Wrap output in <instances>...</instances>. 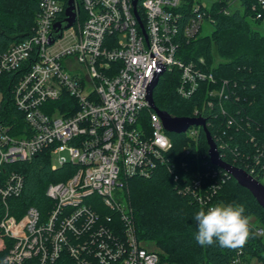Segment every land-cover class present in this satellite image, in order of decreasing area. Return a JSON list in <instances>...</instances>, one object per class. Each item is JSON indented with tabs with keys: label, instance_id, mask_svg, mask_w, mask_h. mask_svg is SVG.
I'll return each instance as SVG.
<instances>
[{
	"label": "built area",
	"instance_id": "2783aa9c",
	"mask_svg": "<svg viewBox=\"0 0 264 264\" xmlns=\"http://www.w3.org/2000/svg\"><path fill=\"white\" fill-rule=\"evenodd\" d=\"M38 5L32 34L0 50V74L17 73L12 99L24 121L22 129L15 118L0 122L3 264L33 259L52 264L63 254L75 264H159L158 252L138 239L132 209L120 192L129 179L151 177L173 147L147 100L155 74L163 68L161 78L178 70L177 93L184 99L193 97L202 81H214L201 69L203 59L185 62L179 56L180 39L202 30L204 13L196 4L184 22L182 0H138L141 27L133 0H80L76 23L49 44L67 5L62 0H38ZM251 10L264 19V0H256ZM227 86L224 81L209 96L229 99ZM206 105L212 107L213 100ZM193 118L204 119L199 110ZM198 129L190 126L185 133L196 139ZM44 151L67 154L57 165L52 162V169L72 164L76 170L48 185L45 194L53 205L46 215L29 207L16 218L9 214L8 199L22 194L24 178L8 166ZM260 170L249 174L264 185ZM181 192L190 193L205 211L214 205L215 187L203 189L200 178ZM250 230L263 234L259 227ZM233 263L244 264L240 256Z\"/></svg>",
	"mask_w": 264,
	"mask_h": 264
},
{
	"label": "trees",
	"instance_id": "16d2710c",
	"mask_svg": "<svg viewBox=\"0 0 264 264\" xmlns=\"http://www.w3.org/2000/svg\"><path fill=\"white\" fill-rule=\"evenodd\" d=\"M67 1L62 0L65 6ZM234 1L212 0L204 4L201 0H182L180 11L185 15L184 22L192 16L193 7L199 4L212 31L208 35H200V31L192 39L181 38L179 56L185 62L199 63L203 59L205 63L201 69L211 74L214 81H202L196 94L184 99L177 93L180 72L167 71L160 78L153 98L156 107L171 117L193 118L194 112L199 110L222 160L250 173L252 168L257 171L264 168V34L258 29L264 25V19H256L251 10L256 0H238L240 7L231 11ZM76 2L79 4L80 0ZM38 10V0H0L1 51L32 34ZM16 79L17 73L0 74V122L7 124L15 118L18 129H22L23 115L17 111L12 99ZM224 81L228 83L229 99L211 98L210 92L219 90ZM209 99L213 100L212 107L206 105ZM18 132L13 134L18 135ZM168 134L173 147L167 155V163L159 166L147 179L127 181L124 195L132 209L138 239L154 245L159 264H234L238 256L244 264L253 258L264 261V240L253 230H250L246 244L238 249L221 248L218 243L202 247L196 242L198 222L194 217L204 209L190 193L181 192L194 180L200 178L203 189L215 187L214 205L242 204L245 215L262 224L264 209L248 189L211 163L202 127H199L196 139L185 132ZM52 162L50 152L44 151L29 162L8 166L24 178L22 194L8 199L10 215L20 218L29 207L46 215L52 208V201L45 194L48 185L65 181L76 170L72 164L52 169ZM214 171L216 176L212 175ZM5 214L4 206L0 204V222ZM249 226L256 227L250 222ZM6 250L0 251V264H3ZM24 264H36V259ZM52 264L75 263L63 254Z\"/></svg>",
	"mask_w": 264,
	"mask_h": 264
},
{
	"label": "water",
	"instance_id": "95a60500",
	"mask_svg": "<svg viewBox=\"0 0 264 264\" xmlns=\"http://www.w3.org/2000/svg\"><path fill=\"white\" fill-rule=\"evenodd\" d=\"M137 5L138 0H133V7H134V14L138 18L137 14ZM77 14H78V6L76 0H68L67 7L65 10V19L61 22H58L54 26V34L50 37L49 44H53V42L62 36L64 30L71 28L77 21ZM140 26L142 27L141 22L139 21ZM164 69H160L152 79L149 88H148V95L147 100L150 107L158 113L159 117L162 120L164 129L168 133H175L180 134L187 131L190 126H199L204 129L206 134L207 142L209 145V158L213 165L219 167L220 169L226 171L230 174L237 183L248 189L251 194L255 197L258 204L264 209V185L257 179L254 178L252 175L247 173L246 171L235 167L231 164H228L222 160L220 157L219 151L217 149V145L214 142L212 136L207 130L206 122L204 119L200 118H177L171 117L164 111L159 110L154 102L153 94L154 90L157 87L160 76L163 74Z\"/></svg>",
	"mask_w": 264,
	"mask_h": 264
},
{
	"label": "clouds",
	"instance_id": "9594fccd",
	"mask_svg": "<svg viewBox=\"0 0 264 264\" xmlns=\"http://www.w3.org/2000/svg\"><path fill=\"white\" fill-rule=\"evenodd\" d=\"M245 211L244 205L238 203H221L198 211L194 217L198 222L196 242L202 247L218 243L221 248H242L250 235Z\"/></svg>",
	"mask_w": 264,
	"mask_h": 264
},
{
	"label": "rangeland",
	"instance_id": "374dc122",
	"mask_svg": "<svg viewBox=\"0 0 264 264\" xmlns=\"http://www.w3.org/2000/svg\"><path fill=\"white\" fill-rule=\"evenodd\" d=\"M202 3L204 4H209L212 0H201ZM240 7V4H239V1L236 0L233 2V4L231 5V11L237 9ZM258 29L264 34V25H261L258 27ZM212 31V27L211 25L206 21L203 23V26H202V30H201V33L200 35H208L210 34ZM216 62H218V58H216ZM1 98H2V94L0 93V101H1ZM169 136V134H168ZM61 155H67L66 153H55L52 155V160H53V163L55 165L58 164V157L61 156ZM121 195H123L124 193L120 192ZM249 222L251 224H253L254 226H258V227H261L263 226V234L261 235L263 240H264V224L262 223H259V221H257L255 218H250L249 219ZM6 246H7V237L5 236L4 232L2 231V229H0V251L6 249ZM144 247L148 250H154V251H157L156 248L154 247V245L152 243H144ZM263 257H264V253H263ZM163 264H169V263H163ZM248 264H264V261L260 262L258 261L257 259L253 258L251 259Z\"/></svg>",
	"mask_w": 264,
	"mask_h": 264
}]
</instances>
